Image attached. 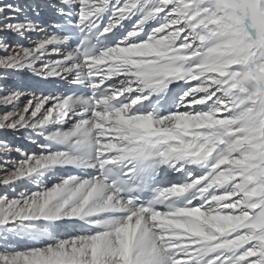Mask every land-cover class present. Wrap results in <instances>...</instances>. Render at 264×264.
Segmentation results:
<instances>
[{
  "label": "snow or ice",
  "instance_id": "6c2138e0",
  "mask_svg": "<svg viewBox=\"0 0 264 264\" xmlns=\"http://www.w3.org/2000/svg\"><path fill=\"white\" fill-rule=\"evenodd\" d=\"M0 33L38 149L0 140V264H264V0H0Z\"/></svg>",
  "mask_w": 264,
  "mask_h": 264
},
{
  "label": "rangeland",
  "instance_id": "374dc122",
  "mask_svg": "<svg viewBox=\"0 0 264 264\" xmlns=\"http://www.w3.org/2000/svg\"><path fill=\"white\" fill-rule=\"evenodd\" d=\"M0 36H2L10 44L22 43L25 46L28 45L27 40H20L17 36H15L12 33L11 34L10 33H8V34L7 33H0ZM31 38L36 39L37 37L35 36V34H32ZM2 55H4V52L0 51V56H2ZM32 77H33V75L30 74V72H23V73L16 74L14 77H12L11 80L8 81V83L10 86L13 83H15V84H27V85H29L27 90L31 91L32 88L30 87V85H31L30 81H32L31 80ZM33 80H35V79H33ZM35 87H36V85H35ZM21 90H24V89H21ZM5 94H7V93H0V95H5ZM25 102H26V100L22 98L20 101V107L21 108L23 107ZM8 110H10V109L5 107L4 105H0V116L4 115V113ZM5 134H7V135H5ZM27 136H28V133L24 132V131L12 132V131L0 130V140H6V141L10 142L12 145H22V146H25V147L33 150V151H38V149L36 148L35 145H31L28 143ZM13 158L18 159V157H15V155L13 156ZM59 174L62 175L63 173H59ZM0 175H2V173H0ZM22 187H23V189L25 187H29V188H32V190H35L34 186H32V185H27V184L21 185L20 184V188L17 187L16 191L17 192L22 191V189H21ZM5 189L6 188L2 184H0V195L5 194V192H7L9 194L10 189L8 191H6ZM9 195H11V193Z\"/></svg>",
  "mask_w": 264,
  "mask_h": 264
},
{
  "label": "bare ground",
  "instance_id": "6f19581e",
  "mask_svg": "<svg viewBox=\"0 0 264 264\" xmlns=\"http://www.w3.org/2000/svg\"><path fill=\"white\" fill-rule=\"evenodd\" d=\"M8 34V33H7ZM11 34V33H10ZM12 36V35H11ZM0 37H2V36H0ZM31 74V73H30ZM30 77V76H29ZM33 79H35V80H33ZM31 80L32 81H30V83H31V85H30V87L33 89V87H35V84H39V83H41V82H43V81H40L39 80V78H37V77H32L31 78ZM5 135H7V134H5ZM21 140V139H20ZM22 185V184H21ZM17 187H19L20 188V185H18ZM22 190H23V187L21 188ZM6 191H8L9 189H5ZM12 192V190L10 189L9 190V194Z\"/></svg>",
  "mask_w": 264,
  "mask_h": 264
}]
</instances>
